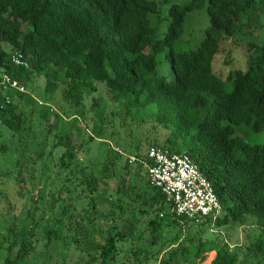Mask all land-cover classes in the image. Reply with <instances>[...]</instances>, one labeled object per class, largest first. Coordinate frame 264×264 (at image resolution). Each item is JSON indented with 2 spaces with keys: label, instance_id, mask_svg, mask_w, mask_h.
I'll list each match as a JSON object with an SVG mask.
<instances>
[{
  "label": "trees",
  "instance_id": "obj_1",
  "mask_svg": "<svg viewBox=\"0 0 264 264\" xmlns=\"http://www.w3.org/2000/svg\"><path fill=\"white\" fill-rule=\"evenodd\" d=\"M203 10L209 26L198 46L189 51L176 49L189 14ZM168 22L167 32L159 37L161 9L153 0H0V80L7 75L27 88L30 81L42 76L46 92L63 87L62 98L77 108L84 96L98 92L101 83L113 96L124 121L140 122L144 115L167 130L166 143L160 146L191 158L212 184L223 211L215 222L208 219L200 224L172 215L162 192L150 185L145 169L146 187L136 197L142 203L139 215L151 207L156 213L166 210L168 221L184 223L173 240L161 243L160 238H165L161 221H148L151 245L161 243L165 249L158 254H167L160 263L179 264L181 259L184 264H195L216 252L212 264H240L227 243L200 239L197 244L186 240L184 248L176 245L184 229L223 228L244 219H252L264 238V137L260 143L250 140L253 134L264 133V42L249 39L264 29V0H188L170 7ZM223 39L242 43L248 54L247 70L231 71L226 80L213 71ZM16 52L24 56L29 68L12 64ZM161 52L162 61L157 58ZM162 62L169 64V76L160 73ZM25 94L0 89V124L13 134L23 128L14 98L23 101ZM59 143L66 150L55 166L63 169L75 160L80 166V178L54 179L63 182L60 195H70L78 186L82 191L65 204L55 221H77L74 226L87 228L96 221L93 215L98 210L95 163L82 157L85 143L74 148L69 136ZM8 147L0 144V154ZM58 148L42 151L41 156L52 160ZM132 164L144 167L140 161ZM84 190L88 203L76 214ZM117 205L115 213H123L120 200ZM32 217L31 221H36ZM114 221L121 220L115 217ZM137 222L122 230L110 228L107 243L101 247L106 253L103 262L109 260L107 252L117 241L131 236ZM32 235L29 230L14 243L20 246L17 263L32 247Z\"/></svg>",
  "mask_w": 264,
  "mask_h": 264
},
{
  "label": "rangeland",
  "instance_id": "obj_2",
  "mask_svg": "<svg viewBox=\"0 0 264 264\" xmlns=\"http://www.w3.org/2000/svg\"><path fill=\"white\" fill-rule=\"evenodd\" d=\"M153 1L161 9L159 37H163L168 28L170 7L184 5L188 0ZM208 26L205 10L190 13L175 48L195 49ZM249 39L264 42V29ZM163 57V52L157 56L160 61ZM247 62V49L242 43L223 39L213 62V71L226 80L231 71H246ZM158 69L162 75H170L168 63H159ZM45 87L46 80L41 76L30 81L23 101L14 98L22 116L21 132L13 134L0 124V144L9 146L6 153L0 154V264H161V257L167 255L158 254L165 249L161 243L173 240L184 223L168 221L166 210L156 213V208L151 207H146L145 215H139L142 203L139 204L136 197L146 187V168L130 161L132 158L142 160L150 147L164 145L169 132L144 115L139 117L140 122L124 121L113 96L101 83L97 84L96 94L82 98L79 108L62 98L63 87L54 93L46 92ZM263 134H253L251 142L260 143ZM65 136H69L74 148L85 143L87 146L81 155L95 163L92 168L99 188L98 210L93 215L96 221H91L87 228L74 226L77 221H55L65 204L82 191L78 186L70 195L61 196L59 189H63V182L54 180L80 178L77 176L80 166L76 160L63 169L55 166V161L66 150L64 144L59 143ZM53 146L59 148L54 151L52 160H48L47 155L41 156L42 151L49 153ZM118 199L124 206L123 213H115ZM86 203L88 194L84 190L76 214L86 208ZM29 212L36 221H31L33 217ZM115 217L122 222L115 223ZM156 218L165 229V238H160L159 245L152 246L151 228L147 224ZM136 222L131 236L123 242L117 241L115 248L107 252L109 260L103 262L106 253L101 247L107 243L110 228L117 226L122 230L124 225ZM29 230L33 234L29 236L32 247L17 263L15 258L20 246L14 243ZM54 231L57 234H52ZM182 234L176 245L179 248H184L182 243L186 240L193 241V244L200 239L227 243L238 255L240 264H264V238L252 219L223 228L209 227L204 231L192 229L186 232L184 229ZM216 256V252L206 254L204 262L195 264H212ZM177 263L184 264L181 259Z\"/></svg>",
  "mask_w": 264,
  "mask_h": 264
},
{
  "label": "built area",
  "instance_id": "obj_3",
  "mask_svg": "<svg viewBox=\"0 0 264 264\" xmlns=\"http://www.w3.org/2000/svg\"><path fill=\"white\" fill-rule=\"evenodd\" d=\"M12 64L29 68L24 56L19 52L13 54ZM0 89L22 94L27 92L25 86L7 75L1 77ZM6 101L9 103L10 98L7 97ZM137 161L144 164L150 185L162 192L172 215L195 224L208 219L215 222L221 216L222 204L212 184L188 155L167 147L152 146L147 150L144 160L131 159V163ZM148 161L151 163L148 164Z\"/></svg>",
  "mask_w": 264,
  "mask_h": 264
}]
</instances>
